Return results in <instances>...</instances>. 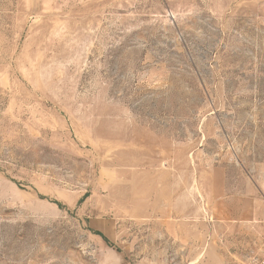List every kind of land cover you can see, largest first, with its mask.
<instances>
[{"label":"rangeland","instance_id":"rangeland-1","mask_svg":"<svg viewBox=\"0 0 264 264\" xmlns=\"http://www.w3.org/2000/svg\"><path fill=\"white\" fill-rule=\"evenodd\" d=\"M263 259L264 0H0V264Z\"/></svg>","mask_w":264,"mask_h":264},{"label":"trees","instance_id":"trees-1","mask_svg":"<svg viewBox=\"0 0 264 264\" xmlns=\"http://www.w3.org/2000/svg\"><path fill=\"white\" fill-rule=\"evenodd\" d=\"M99 235H101V236L103 237V239H104L108 244H110V242L108 241V239H107L105 236H103V235L100 234V233H99Z\"/></svg>","mask_w":264,"mask_h":264},{"label":"built area","instance_id":"built-area-1","mask_svg":"<svg viewBox=\"0 0 264 264\" xmlns=\"http://www.w3.org/2000/svg\"><path fill=\"white\" fill-rule=\"evenodd\" d=\"M256 264H264V259L261 262H259V260H258Z\"/></svg>","mask_w":264,"mask_h":264}]
</instances>
